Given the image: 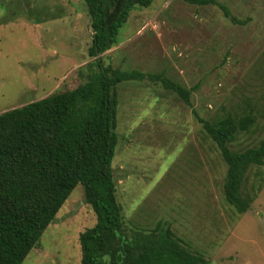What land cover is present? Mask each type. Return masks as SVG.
Instances as JSON below:
<instances>
[{"label": "rangeland", "instance_id": "obj_1", "mask_svg": "<svg viewBox=\"0 0 264 264\" xmlns=\"http://www.w3.org/2000/svg\"><path fill=\"white\" fill-rule=\"evenodd\" d=\"M153 0L131 12L118 44L102 55L121 71L164 73L191 90L192 108L215 123L253 124L228 144L264 137V0ZM234 18V21H233ZM92 43L84 0H0V114L84 84ZM118 144L112 160L123 230L161 224L208 264H264V164L251 166L239 214L223 193L226 165L187 107L159 83L116 87ZM96 217L78 185L22 264H80V235Z\"/></svg>", "mask_w": 264, "mask_h": 264}, {"label": "trees", "instance_id": "obj_2", "mask_svg": "<svg viewBox=\"0 0 264 264\" xmlns=\"http://www.w3.org/2000/svg\"><path fill=\"white\" fill-rule=\"evenodd\" d=\"M184 1L216 5L229 16L212 0ZM152 2L84 0L92 31L88 52L94 59L87 81L0 114V264L24 262L78 185L96 217L95 226L79 237L80 264H208L164 225L129 234L123 230L111 168L118 144L115 90L121 83H159L191 108L227 167L225 199L239 214L249 210L241 190L248 169L264 164V137L257 147L243 152L231 151L228 144L254 119L228 115L212 124L192 108L191 90L163 72L104 65L102 55L118 44L119 30L131 12L149 8Z\"/></svg>", "mask_w": 264, "mask_h": 264}]
</instances>
